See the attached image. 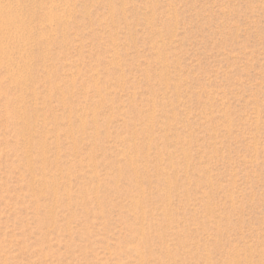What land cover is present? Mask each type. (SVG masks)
<instances>
[{"label": "rangeland", "instance_id": "obj_1", "mask_svg": "<svg viewBox=\"0 0 264 264\" xmlns=\"http://www.w3.org/2000/svg\"><path fill=\"white\" fill-rule=\"evenodd\" d=\"M0 264H264V0H0Z\"/></svg>", "mask_w": 264, "mask_h": 264}]
</instances>
